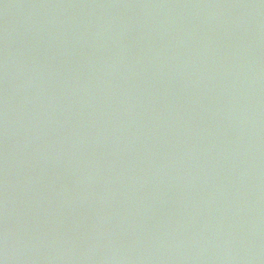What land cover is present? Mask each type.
Masks as SVG:
<instances>
[{"label":"water","instance_id":"water-1","mask_svg":"<svg viewBox=\"0 0 264 264\" xmlns=\"http://www.w3.org/2000/svg\"><path fill=\"white\" fill-rule=\"evenodd\" d=\"M2 264H264V0H0Z\"/></svg>","mask_w":264,"mask_h":264},{"label":"clouds","instance_id":"clouds-1","mask_svg":"<svg viewBox=\"0 0 264 264\" xmlns=\"http://www.w3.org/2000/svg\"><path fill=\"white\" fill-rule=\"evenodd\" d=\"M0 264H2V262H0Z\"/></svg>","mask_w":264,"mask_h":264}]
</instances>
